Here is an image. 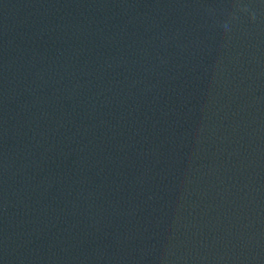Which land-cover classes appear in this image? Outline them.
I'll return each mask as SVG.
<instances>
[{"label":"water","instance_id":"water-1","mask_svg":"<svg viewBox=\"0 0 264 264\" xmlns=\"http://www.w3.org/2000/svg\"><path fill=\"white\" fill-rule=\"evenodd\" d=\"M0 264H264V0H0Z\"/></svg>","mask_w":264,"mask_h":264}]
</instances>
